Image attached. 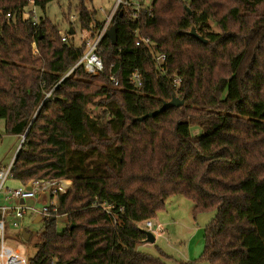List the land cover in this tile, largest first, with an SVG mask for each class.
Returning a JSON list of instances; mask_svg holds the SVG:
<instances>
[{
    "label": "trees",
    "instance_id": "16d2710c",
    "mask_svg": "<svg viewBox=\"0 0 264 264\" xmlns=\"http://www.w3.org/2000/svg\"><path fill=\"white\" fill-rule=\"evenodd\" d=\"M50 1L0 0V119L8 134L26 131L11 177L72 182L56 196L65 225L42 220L29 264H167L162 251L137 250L138 223L173 194L192 202L193 216L213 212L201 261L264 264V0L120 2L109 21L115 43L105 33L98 42L96 75L76 65L87 38L75 45L66 31L61 40L44 13ZM74 10L92 38L96 11L84 0ZM172 98L181 104L161 109Z\"/></svg>",
    "mask_w": 264,
    "mask_h": 264
},
{
    "label": "rangeland",
    "instance_id": "374dc122",
    "mask_svg": "<svg viewBox=\"0 0 264 264\" xmlns=\"http://www.w3.org/2000/svg\"><path fill=\"white\" fill-rule=\"evenodd\" d=\"M125 1V0H123ZM77 0H53L46 4L45 15L58 26L61 34L71 27L74 31L71 40L73 44L78 45L81 40L90 38L88 30H81L77 22V12L74 10V5ZM122 0H84L85 5L90 10H95V20L99 22L100 27L95 31L96 33H105L110 28L109 21L113 11L118 3ZM151 0H130V7L148 6ZM29 5L27 8H30ZM187 7V6H186ZM189 8V7H188ZM26 11V10H25ZM40 15V11L35 8V17ZM72 19H70V17ZM67 17V20L65 19ZM96 28V23L91 25ZM211 30L216 31L217 27L211 24ZM88 112L91 116L99 118L101 108L89 105ZM192 132H196L195 129ZM21 137L8 134L4 130V122L0 119V168H5L13 159L17 147L20 143ZM18 181L12 177H8L6 186H15ZM2 193H0V203L2 202ZM33 199H26L28 205L34 204L40 208L46 203V198L42 196L39 201H32ZM11 204L15 201H9ZM192 202L180 194L169 195L154 218H151L153 224H159L161 231L159 233L153 232L154 242H145L138 244L137 250L148 253L154 257H160L159 251L165 253L168 257L161 259L167 264H177L178 261L195 260L198 264H205L200 260V255L203 250V228L206 223L213 217V212H201L196 216L192 215ZM66 223V217L60 215L57 217V230L60 231ZM141 227L142 224L138 223ZM42 226V221H34V217L30 214H25L23 218V225L21 228H13L11 225L5 223V241L7 246L18 249L27 257H31L35 251V242L37 234ZM154 226V225H153ZM29 231L30 239L24 240L21 237V229ZM154 227H152V231Z\"/></svg>",
    "mask_w": 264,
    "mask_h": 264
},
{
    "label": "built area",
    "instance_id": "2783aa9c",
    "mask_svg": "<svg viewBox=\"0 0 264 264\" xmlns=\"http://www.w3.org/2000/svg\"><path fill=\"white\" fill-rule=\"evenodd\" d=\"M31 3L32 0H29V4ZM122 3L128 5L129 2L128 0H122ZM30 12L32 19L36 20L35 8L32 7ZM6 16L9 17V14L7 13ZM72 17L73 16H71L70 19H72ZM101 36L102 32H95L92 38L86 39L85 50L76 63V65L81 64L84 70L90 75H96L103 69L101 59L98 55V42ZM61 40L65 41L66 36L61 34ZM140 43L149 47L150 41L148 38H137L135 44L139 45ZM153 58L155 63L160 66V63L164 60V55L157 53ZM131 78L136 85L140 84L136 72L131 74ZM108 79L113 85H117L118 80L114 74L108 73ZM178 81V78L174 79L175 84H177ZM12 161L13 159L5 168H0V193L3 195L2 202L0 203V264H29L30 257H27L18 249L7 246L4 243L5 223L8 222L13 228H21L25 214H30L34 219L38 218V221H42L51 215L57 218L59 215H57L56 212V196L59 193H69L72 188V182L64 178H36L26 183L18 182L15 186H6L5 182L7 178L11 177L10 170ZM42 196L47 200L40 208H37L34 204L28 205L25 202L26 199L31 198L35 203L39 201ZM9 201H15V203L11 204ZM140 223L142 224L141 228L143 230H149L152 233H159V231H161V226L158 223L153 224L151 219L143 220ZM152 227H154L153 231Z\"/></svg>",
    "mask_w": 264,
    "mask_h": 264
},
{
    "label": "water",
    "instance_id": "95a60500",
    "mask_svg": "<svg viewBox=\"0 0 264 264\" xmlns=\"http://www.w3.org/2000/svg\"><path fill=\"white\" fill-rule=\"evenodd\" d=\"M186 8H187V10L189 12L188 7H186ZM72 33H73V29L70 27L68 29V34H72ZM189 35L192 36V37H194V38H197L198 40L202 41L203 43L206 42V39H204L202 36H200L199 34L196 33L194 27H192L190 29ZM105 36H107V38L110 40V42L112 44H114L115 43V31H114V27H110L108 30H106L105 31ZM180 104H181V101L180 100H178L177 98H172L170 101L164 103L162 105L161 109L164 108V107H167V106H178ZM25 133H26V131L21 135V140H20V143H19V145L17 147V150H18V148H19V146L21 144L22 139L25 136ZM17 150H16V152H17ZM16 152H15V154H16ZM15 154H14V156H15ZM36 220L38 221V218ZM144 234H145V238H144V241L145 242H150V243L154 242V239L155 238H154V235H153V233L151 231L144 230ZM28 235L29 234L25 232V229H22L21 230V236H22V238L24 240H28Z\"/></svg>",
    "mask_w": 264,
    "mask_h": 264
},
{
    "label": "crops",
    "instance_id": "0c3cea01",
    "mask_svg": "<svg viewBox=\"0 0 264 264\" xmlns=\"http://www.w3.org/2000/svg\"><path fill=\"white\" fill-rule=\"evenodd\" d=\"M73 33H74V31H73ZM16 181H17V180H16ZM18 182H19V181H18ZM36 219H37V218H35L34 221H37ZM144 243H145V241H142L140 244H144Z\"/></svg>",
    "mask_w": 264,
    "mask_h": 264
}]
</instances>
